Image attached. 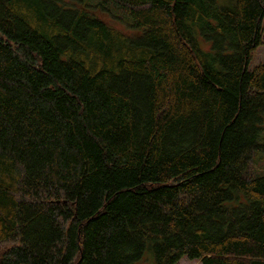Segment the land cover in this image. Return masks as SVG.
I'll return each mask as SVG.
<instances>
[{
	"label": "trees",
	"instance_id": "obj_1",
	"mask_svg": "<svg viewBox=\"0 0 264 264\" xmlns=\"http://www.w3.org/2000/svg\"><path fill=\"white\" fill-rule=\"evenodd\" d=\"M263 19L0 0V264H264Z\"/></svg>",
	"mask_w": 264,
	"mask_h": 264
},
{
	"label": "rangeland",
	"instance_id": "obj_2",
	"mask_svg": "<svg viewBox=\"0 0 264 264\" xmlns=\"http://www.w3.org/2000/svg\"><path fill=\"white\" fill-rule=\"evenodd\" d=\"M100 17L106 21L107 23H110L112 25H115L118 29L125 33H130L128 30H126L125 26L119 22L118 20L113 21L108 15L102 14ZM263 42H264V19H263ZM264 62V43L261 47L256 49V51L253 53L252 61L248 67L249 70H251L253 67L261 64ZM263 158V159H262ZM248 172L253 176H258L264 174V153H257L254 157V161L252 163V166L248 169ZM154 258L149 250H146L144 253V257L142 260L136 262L135 264H153ZM177 264H200V261L198 260H188L186 258H182L178 261Z\"/></svg>",
	"mask_w": 264,
	"mask_h": 264
}]
</instances>
